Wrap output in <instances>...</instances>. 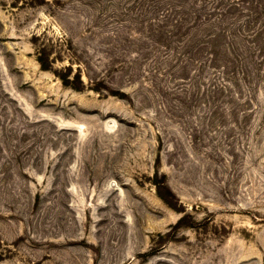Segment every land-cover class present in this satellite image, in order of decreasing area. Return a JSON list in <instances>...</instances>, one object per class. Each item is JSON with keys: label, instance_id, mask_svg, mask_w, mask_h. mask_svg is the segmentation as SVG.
<instances>
[{"label": "rangeland", "instance_id": "1", "mask_svg": "<svg viewBox=\"0 0 264 264\" xmlns=\"http://www.w3.org/2000/svg\"><path fill=\"white\" fill-rule=\"evenodd\" d=\"M0 264H264V0H0Z\"/></svg>", "mask_w": 264, "mask_h": 264}, {"label": "trees", "instance_id": "2", "mask_svg": "<svg viewBox=\"0 0 264 264\" xmlns=\"http://www.w3.org/2000/svg\"><path fill=\"white\" fill-rule=\"evenodd\" d=\"M43 67H45V66H43ZM44 69H47L48 70V68H46V67Z\"/></svg>", "mask_w": 264, "mask_h": 264}]
</instances>
